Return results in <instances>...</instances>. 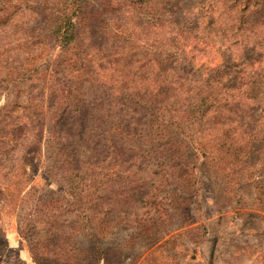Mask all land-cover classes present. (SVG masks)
<instances>
[{
	"label": "rangeland",
	"instance_id": "rangeland-1",
	"mask_svg": "<svg viewBox=\"0 0 264 264\" xmlns=\"http://www.w3.org/2000/svg\"><path fill=\"white\" fill-rule=\"evenodd\" d=\"M13 1L0 0V112L12 109L0 117V264H264V0H148L158 22L128 14V0H92L78 38L86 82L38 0ZM170 30L182 36L172 47ZM128 32L169 53L156 63ZM141 71L164 82L142 93L217 95L181 166H166V138L130 120L128 96L108 100ZM69 81L85 93L77 111H64ZM226 123L251 141L247 157L219 150Z\"/></svg>",
	"mask_w": 264,
	"mask_h": 264
},
{
	"label": "trees",
	"instance_id": "trees-1",
	"mask_svg": "<svg viewBox=\"0 0 264 264\" xmlns=\"http://www.w3.org/2000/svg\"><path fill=\"white\" fill-rule=\"evenodd\" d=\"M147 1L148 0H128V14L141 15L145 20L149 22H158V14L150 12V8L146 6L148 5ZM1 2L4 4L9 3V6H12L14 3L13 0H1ZM91 3L92 0H38L37 4V10L39 11V13L41 15L44 13L45 23L43 27L45 32H47L49 36L60 43L62 52L68 53L69 57L66 62L68 63V66L73 64V67H77V76L82 77L79 82L94 80V78L90 76V73H85L81 70L83 69L84 63L80 65V62L83 60L84 56L80 53L82 51H85V49L83 45L78 42L80 27L82 23L89 18L87 12ZM177 4H181L180 0H178ZM175 5L176 4L174 3L173 7ZM175 13L176 12H174V14ZM237 19L239 20L240 17H237ZM156 23L153 24L156 28L162 26V24ZM112 32L116 36H124L125 31L118 26L117 28L115 27ZM176 33V30H170V32H167V34L169 35L168 41L171 42L169 43L170 47H172V44H174L173 41L175 38L177 39L179 37H182L181 34L175 35ZM129 40L134 43V48L139 45L142 49L145 48L148 54L153 52L152 57L154 58V61H156V63L161 62V60H158L156 58V54H160L163 52L169 53L168 50H170V48L160 49L159 45H156L157 41L155 39V42L150 41L144 45L140 42L141 40L133 38L128 32V41ZM179 48L180 46H178L177 49ZM131 68L133 67L131 66ZM143 76L144 75L142 72L140 77H138V79L136 80H129L128 77V85L130 84L128 86V91L130 90V92L125 93L124 90L120 88L118 92H115L116 97L115 95L112 98H110L109 96L108 100L109 102H115L119 101L120 99V101L127 102V98L125 97L128 96V102H130L128 104V108H130L133 113V115L130 116V120H137L138 124L142 126L143 123L141 122L144 119V131L146 135L152 134L154 128L156 136L166 138V141L164 143L166 147L162 149V152L166 159L175 162L178 157L177 153H179V148L182 147V143H184V141H196L203 136V134L198 130V126L204 120V118H206V116L209 113L213 112V110L215 109L217 104V95L211 92L201 91L193 93L188 98L186 97V103L179 104V102L173 100V95L170 96V99L166 98L162 93L163 89L161 86L162 84H164L163 80H153L152 77L149 78ZM10 81H18V78L12 77L10 78ZM149 82H154L157 87H161L160 89L162 90V92L151 90H146L143 93L140 92L145 89ZM82 87V84H79L78 82H68L66 90H64L62 95V99H64L63 103L65 105L64 111L70 110L69 107L71 106L72 111H77L76 106H78L79 109L81 103L85 100V93L80 92V90H83ZM89 87L91 88L90 85ZM89 87H86V90L87 88L89 89ZM132 91L134 92L132 93ZM256 91L257 92L252 89L254 97H257L261 92L259 89ZM2 111L3 113L0 112V117L9 120L12 109H4ZM232 127L233 125L228 123L221 124L220 131L216 132V134L212 138L214 141H216V144H218L219 150H224L228 154H237L234 159L238 158L242 152H245L244 156L247 157L250 154L252 143L248 139V142H246V144H242L244 142V136H242L241 139L236 135V130ZM122 131H124V129ZM176 133L179 135V137L175 135ZM248 133L252 137L256 136L255 132H253L252 130H249ZM244 134H247V132H244ZM249 144L251 146H249ZM204 153H206V151H204ZM4 154L5 152L2 154V156ZM239 161H241V164L238 165H241V167L243 166L244 162H249L248 159H240ZM182 164L179 162H175L174 164L167 163L166 166L170 168L174 167L175 165L181 166ZM237 167L232 168L233 172L238 171ZM182 172L183 174H187V171ZM262 182L263 179L260 180V184H262ZM101 227V231H105L106 227Z\"/></svg>",
	"mask_w": 264,
	"mask_h": 264
}]
</instances>
